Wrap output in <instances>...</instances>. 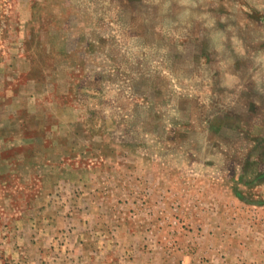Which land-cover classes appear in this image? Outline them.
<instances>
[{
    "label": "rangeland",
    "instance_id": "1",
    "mask_svg": "<svg viewBox=\"0 0 264 264\" xmlns=\"http://www.w3.org/2000/svg\"><path fill=\"white\" fill-rule=\"evenodd\" d=\"M0 264H264V0H0Z\"/></svg>",
    "mask_w": 264,
    "mask_h": 264
}]
</instances>
